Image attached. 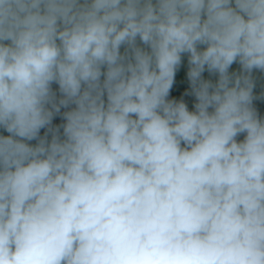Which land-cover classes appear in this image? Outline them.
Returning a JSON list of instances; mask_svg holds the SVG:
<instances>
[{"label":"clouds","instance_id":"1","mask_svg":"<svg viewBox=\"0 0 264 264\" xmlns=\"http://www.w3.org/2000/svg\"><path fill=\"white\" fill-rule=\"evenodd\" d=\"M256 70L264 0H0V264H264Z\"/></svg>","mask_w":264,"mask_h":264},{"label":"water","instance_id":"2","mask_svg":"<svg viewBox=\"0 0 264 264\" xmlns=\"http://www.w3.org/2000/svg\"><path fill=\"white\" fill-rule=\"evenodd\" d=\"M231 70L239 71V65L238 64H234L232 66ZM253 77H254V80L256 82V87L254 89V92L259 97L261 93H264V72H260V71L256 70V71L253 72ZM205 78H211L213 80L216 79L215 76H211L210 77L208 73H205ZM53 88L56 89L57 86L53 85ZM185 101H186V103H188L189 108L191 109L192 105L195 102V98L192 97V96H188V97H185ZM254 103H255V106L257 107V110L260 113V115L262 117H264V99H257L256 101H254ZM62 111H64V110L62 109ZM62 122L63 121L61 120L60 117H56L54 119V121H53V124L56 125V124H59V123H62ZM44 131H45L44 129L41 130V135L44 134ZM32 143H35V141H33Z\"/></svg>","mask_w":264,"mask_h":264}]
</instances>
